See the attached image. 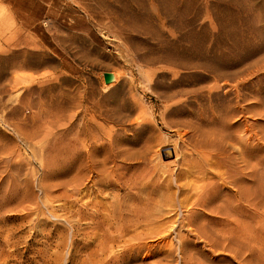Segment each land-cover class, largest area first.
Masks as SVG:
<instances>
[{"label":"rangeland","instance_id":"rangeland-1","mask_svg":"<svg viewBox=\"0 0 264 264\" xmlns=\"http://www.w3.org/2000/svg\"><path fill=\"white\" fill-rule=\"evenodd\" d=\"M0 264H264V0H0Z\"/></svg>","mask_w":264,"mask_h":264},{"label":"bare ground","instance_id":"bare-ground-1","mask_svg":"<svg viewBox=\"0 0 264 264\" xmlns=\"http://www.w3.org/2000/svg\"><path fill=\"white\" fill-rule=\"evenodd\" d=\"M109 73H112V77H111V80H110V82L109 83H107V85H114L117 81H118V78H117V76H116V74L115 73H113V72H109ZM104 81H105V79H104ZM104 167V166H103ZM48 186V185H47ZM237 186V188H238V193H239V195H240V197L242 196V194H243V192H242V189H241V186H240V184H237L236 185ZM214 208V207H213ZM225 210V208H222V207H220L219 208V212H222V211H224ZM232 243V242H231ZM231 245V244H230ZM231 247V246H230Z\"/></svg>","mask_w":264,"mask_h":264},{"label":"water","instance_id":"water-1","mask_svg":"<svg viewBox=\"0 0 264 264\" xmlns=\"http://www.w3.org/2000/svg\"><path fill=\"white\" fill-rule=\"evenodd\" d=\"M104 77H105V82H106V83H109L110 80H111V77H112V73L106 72V73L104 74Z\"/></svg>","mask_w":264,"mask_h":264}]
</instances>
